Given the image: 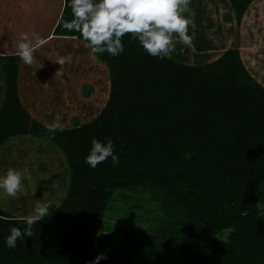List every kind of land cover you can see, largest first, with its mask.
<instances>
[{
    "label": "trees",
    "instance_id": "obj_1",
    "mask_svg": "<svg viewBox=\"0 0 264 264\" xmlns=\"http://www.w3.org/2000/svg\"><path fill=\"white\" fill-rule=\"evenodd\" d=\"M250 1L228 0L237 23ZM61 19H72L65 0L52 32L86 44ZM122 43L117 56L94 54L108 75L104 104L54 136L19 100V57L0 55V145L43 137L69 170L60 202L14 249L5 238L23 231L24 216L0 207V264H92L101 253L97 264H264V87L235 48L188 65L150 56L129 35ZM93 138H110L119 163L86 164ZM117 193L118 205L137 209L129 227L105 219ZM101 231L111 234L106 252L94 244Z\"/></svg>",
    "mask_w": 264,
    "mask_h": 264
},
{
    "label": "crops",
    "instance_id": "obj_2",
    "mask_svg": "<svg viewBox=\"0 0 264 264\" xmlns=\"http://www.w3.org/2000/svg\"><path fill=\"white\" fill-rule=\"evenodd\" d=\"M62 6L63 0H0V37L12 39L10 43H6L5 41H1L0 38V55L15 54L16 43L21 32L28 33L29 35L36 32L40 37H48L45 39L47 41H44V43L52 41L55 47L57 45L54 43H61V51L64 46L69 48L75 45L72 50L76 49L77 51H81L82 54L84 53V56L88 55L90 49L85 43L77 40L75 37L53 34L52 30L61 12ZM184 15L191 20L187 34L192 37V44L191 46H186L180 43L178 37L174 34L173 38L176 42V47L175 50L167 56L168 58L182 64L202 65L216 59L224 50L235 48L238 51L239 58L245 69L260 85L264 86V77H261L263 73L258 74L259 69L264 68V0H251L245 7L238 23L235 21V16L228 0H191L189 11L184 13ZM212 30L223 34L221 38H224L225 41H221L222 44L220 43L218 46L216 45L215 48L217 51L211 57L202 58L200 56H194L198 48L204 46L199 42L204 40V35L206 33L209 34V32L211 33ZM214 40H216V37ZM214 40H212L214 44L219 43ZM3 46L6 49L2 48ZM219 46H221V48H219ZM42 48L44 47L42 46ZM46 49H48V47ZM86 60L89 61L88 57ZM83 61H85L84 58ZM36 66L35 63L29 66L25 65L21 60L19 61L16 78L17 93L19 100L30 116L46 124L52 122L57 113H54L52 116H50V114L47 115L46 110L48 107L46 106L45 108L44 104L35 100L36 93L42 91L40 87H42L41 84H43V82H45L43 85H46V83L49 85L55 83V85H57L56 83H59V81L58 79H53L54 75H51L49 72L46 73L45 77H40L35 71V68L38 70L42 66ZM77 67H79V63H77ZM104 72L106 74L105 69ZM35 76H38V78ZM94 81L96 80L93 79L91 82ZM1 84L2 76L0 72V86ZM1 95L2 90L0 88V101ZM91 98L92 97L87 95V100L90 101H87L86 105L89 107L91 102L94 101V99ZM84 99L86 100V97H75L76 101L74 105H70L71 109L74 107L75 110H78L80 102L84 101ZM54 106L55 104H52L50 108L51 111H57V108ZM59 109L62 110L64 108L59 107ZM42 114L50 117V119L39 118V116H43ZM69 114L65 115L64 112L60 114L61 122L64 123V125L67 124L66 117L74 113ZM64 115L66 116L65 118ZM27 136L28 135L14 136L5 140L0 145V174L5 173L10 167L15 169L10 154L12 155L11 157H20L22 153L18 155L15 154L28 147L30 138ZM14 142H16V144ZM45 147L48 148V145L46 144ZM22 156L25 159L27 157V152L23 153ZM33 163L34 161H32V164ZM8 164L10 167H8ZM16 169L18 170V168ZM23 184L25 185V182H23ZM23 193H25V190H23ZM3 194V191L0 190V197L3 196ZM27 196L29 197V194H18L16 197L21 200L18 206L20 208L19 210H27L28 208L30 212H33L34 204H26ZM38 201L42 203L41 200ZM2 209L4 210V208ZM18 215L23 216L21 214Z\"/></svg>",
    "mask_w": 264,
    "mask_h": 264
},
{
    "label": "clouds",
    "instance_id": "obj_3",
    "mask_svg": "<svg viewBox=\"0 0 264 264\" xmlns=\"http://www.w3.org/2000/svg\"><path fill=\"white\" fill-rule=\"evenodd\" d=\"M190 3L191 0H65V6L71 9L72 19L59 22L65 29L78 32L93 54H121L124 51L122 38L129 35L150 56L164 58L175 50L174 34L180 43L192 44V37L187 34L191 20L184 15L189 11ZM43 42L36 32L31 35L21 32L15 54L25 65L31 66L35 63L36 46ZM71 61L69 54L58 56L55 63L62 68ZM45 128L53 136L57 129L63 131L61 115L57 113ZM109 157L113 164L119 163L118 156L114 154V142L110 138H106V143L93 138L85 163L95 169ZM25 179H31L27 168L21 171L10 167L0 174V190L6 197L16 198L23 194ZM48 215V208L38 201L33 212L21 218L25 225L23 231L18 227L10 228L5 238L6 246L14 249L18 239L32 237L33 225ZM104 258L101 253L92 264Z\"/></svg>",
    "mask_w": 264,
    "mask_h": 264
},
{
    "label": "rangeland",
    "instance_id": "obj_4",
    "mask_svg": "<svg viewBox=\"0 0 264 264\" xmlns=\"http://www.w3.org/2000/svg\"><path fill=\"white\" fill-rule=\"evenodd\" d=\"M204 36V40L199 42L204 46L199 47L194 56H200L202 58L211 57L217 51L215 48L216 45L218 46L220 43L222 44L221 41H225L224 38H221L223 37V34L214 32V30H212L211 33L209 32V34L206 33ZM215 37L216 40H214ZM0 38L1 41H5L6 43H10L12 41V39L5 37ZM41 38L43 41H47L45 39L48 37ZM212 40L218 41L219 43L214 44ZM54 44H56L58 47H55L52 41H48L44 44H39L36 46V50L34 52L35 65H37L36 67L39 65L42 67H40L38 70L35 68V71L40 75V77H45L46 73L49 72L51 75H54L53 79H58L59 83H56L57 85H55V83L52 85L47 83L46 85H43L45 84V82H43V84H41L42 87H40L42 88V91H40V93H36L35 100L41 104H44L45 108L46 106L48 107L46 110L47 115L50 114V116H52L54 113L62 114L63 112L65 115L74 113L73 115L69 114L70 116L68 117L64 115V118L66 117L67 124L64 125V123H61L64 127H68L71 125L70 122H73L74 118L78 119V122L82 123L89 120L92 116H94V114L98 112V110L104 104L108 93V75L107 72L106 74L104 72V69L106 71L105 65L96 58L91 50H89L90 52L88 55L84 56V53L82 54L81 51H77L76 49L72 50L75 45H72L69 48L64 46L63 50L61 51V43L57 42ZM42 46L44 48H42ZM47 47L48 49H46ZM2 48L5 47L3 46ZM219 48H221V46H219ZM69 54L72 56L71 63H66L62 68L58 63H55L58 56H67ZM87 57L89 61L86 60ZM83 58L85 61H83ZM77 63H79V67H77ZM261 73H263V76H261L263 78L264 68L259 69L258 74ZM35 77L38 78V76ZM93 79L96 81L91 82ZM253 79L255 80V78ZM87 91L89 92L88 96L94 99V101L91 102L90 107L86 105V102L90 100H87V96L82 95V93ZM80 96L86 97V100L84 99V101L80 102L78 110H75L74 107H72V110L70 105H74V102L76 101L75 97L80 98ZM52 104H55L54 107L57 108V111H51L50 108L52 107ZM59 107H63L64 109L60 110ZM42 115L43 116H39V118L50 119V117H47L44 114ZM27 137L30 138V142L28 141V147L15 154L18 155L27 152V157L24 159L22 154L20 157H11L12 155L10 154V158L13 161L12 164L15 169L18 168V170L22 171L23 169L27 168L31 175L30 180L25 179L23 181L25 182V185L23 184L25 187V193L23 194H29V197L27 196L26 204H34L35 207V204L38 202V200H41L42 204L45 206H55L63 197L68 184L69 170L67 164L63 159L61 152L51 141L43 137H33L30 135ZM32 142L33 144L31 145ZM14 143L16 144V142ZM46 144L48 145V148L45 147ZM32 161H34L33 164ZM8 167H10L9 164ZM119 195L120 193L114 195L115 201L110 207V210L106 213L105 219L107 222L113 221V223H116L117 225L129 227L132 223L131 221L135 220L137 209L133 206L131 200L124 204L123 207L118 205L120 199ZM132 196L135 201L141 203L143 208L149 207L145 200V193L136 190ZM20 201L21 200L18 198L12 199L11 197H6L3 194V196L0 197V207L4 208L5 212H7L9 215L16 217L19 216L18 214L23 216L31 214L32 212H30L28 208L27 210H19L20 208L18 206ZM22 203L24 204L23 201ZM259 207H262V205H259ZM119 221L121 222L119 223Z\"/></svg>",
    "mask_w": 264,
    "mask_h": 264
},
{
    "label": "water",
    "instance_id": "obj_5",
    "mask_svg": "<svg viewBox=\"0 0 264 264\" xmlns=\"http://www.w3.org/2000/svg\"><path fill=\"white\" fill-rule=\"evenodd\" d=\"M94 244L99 250L108 251L111 245V234L106 231L97 233L94 237Z\"/></svg>",
    "mask_w": 264,
    "mask_h": 264
}]
</instances>
